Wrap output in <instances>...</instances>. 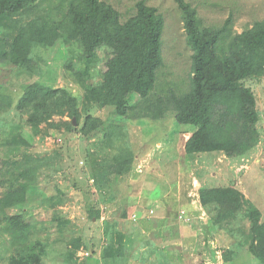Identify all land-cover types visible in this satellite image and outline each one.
I'll list each match as a JSON object with an SVG mask.
<instances>
[{"label": "trees", "instance_id": "trees-1", "mask_svg": "<svg viewBox=\"0 0 264 264\" xmlns=\"http://www.w3.org/2000/svg\"><path fill=\"white\" fill-rule=\"evenodd\" d=\"M175 2L193 51L190 87L184 93L173 88L153 91L164 67L166 21L145 0L137 2L135 15L125 22L120 12L103 0H0V120L13 111L19 116L12 124L0 121L4 147H29L37 137L47 136L49 130L43 125L49 116L70 117L63 125L68 134L77 133L79 124L73 119L79 118L82 99L85 122L91 109L112 108V118L99 126L96 134L102 135L99 139L107 153L94 155L97 163L93 168L88 151L84 152L93 179L89 189L97 190L89 209L92 219H101L97 208L104 197L119 194V183L135 167L137 156L128 128L132 121L164 124L172 118L175 124L193 126L183 130L190 133L184 144L190 161L225 156L244 162L261 142L262 114L251 84L264 78V19L233 33V15L221 26H208L191 2ZM58 45L69 50L66 68L82 90L81 97L69 87L55 86L54 74L46 75L43 69L47 51ZM15 51L24 55L18 65L13 62ZM15 68L28 75L45 73L44 81L24 85L16 105L4 92L9 81L5 76L12 77ZM50 78L54 80L50 82ZM145 81L150 83L142 88ZM134 96L138 100L134 101ZM36 163L22 169L17 157L0 159V236L13 253L9 264H47L49 248L48 242L34 239V227L23 213L12 215L10 210L25 207L37 197L48 200L54 209L65 203L60 190L57 197L39 189L41 168ZM200 201L213 229L232 239L231 253L236 258L247 254L257 264H264V214L235 180L225 187H202ZM53 222L63 240L73 233L68 218L56 216ZM114 225L111 221L105 224L102 260L127 264L132 249ZM69 245L66 264H77L83 239L72 236ZM95 255L91 252L88 257ZM88 257L79 258L80 264Z\"/></svg>", "mask_w": 264, "mask_h": 264}, {"label": "rangeland", "instance_id": "rangeland-1", "mask_svg": "<svg viewBox=\"0 0 264 264\" xmlns=\"http://www.w3.org/2000/svg\"><path fill=\"white\" fill-rule=\"evenodd\" d=\"M103 1L114 6L121 14V21L125 22L135 15L136 4L141 0ZM145 1L156 7L166 21L162 37L164 67L157 74L153 91L157 93L173 88L178 93L187 92L193 51L187 42L180 9L175 0ZM188 1L198 9L208 26H221L233 15V33H241L256 21L264 19V0ZM68 52V48L62 45L47 51V65L43 69L46 75L54 74L55 86L69 87L81 97L82 90L71 70L66 68ZM23 57L15 51V65ZM43 73L28 75L15 68L12 77L5 76L9 81L4 92L12 97L16 105L24 85L44 81ZM54 78H50V82ZM149 83L145 81L142 88L148 87ZM251 86L262 114L263 130L261 142L251 159L239 162L220 156L212 161H190L184 150L190 133L183 130L193 126L175 124L172 118L166 119L164 124L151 120L132 121L128 123V128L137 161L131 174L119 183V194L104 197V203L97 208L101 211L100 220L92 219L89 212L97 190L89 189L93 179L90 178V167L86 166L84 152L88 151L93 168L97 163L94 155L105 156L107 153L99 139L102 135L98 137L96 134L97 128L112 118V108L91 109L85 122L82 99L79 118L73 119L80 129L70 134L63 125V122L71 121L70 117H47L43 125L49 130L47 136L37 137L29 147L7 148L0 143V159L17 157L22 169L34 161L40 163L39 189L57 197L61 192L65 203L54 209L48 200L37 197L25 207L10 210V214L23 213L34 227V239L49 243L45 259L47 264H66L65 256L72 236H80L84 242V247L75 258L77 264H80L81 252L84 255L96 252L94 257L84 260V264H107L102 260L107 221L115 224L114 230L124 236V243L132 249L127 264H257L247 254L236 258L231 253L232 239L224 231L213 229L200 201L202 187H225L235 180L264 214V78ZM133 100H138V96H134ZM18 118L13 111L1 116L0 121L12 124L18 122ZM86 173L88 176H85ZM182 211L188 214L190 222L179 219ZM56 216L71 221L69 229L73 233H67L64 240L60 238L54 226L56 224H53ZM11 254L7 241L0 236V264H9Z\"/></svg>", "mask_w": 264, "mask_h": 264}, {"label": "built area", "instance_id": "built-area-1", "mask_svg": "<svg viewBox=\"0 0 264 264\" xmlns=\"http://www.w3.org/2000/svg\"><path fill=\"white\" fill-rule=\"evenodd\" d=\"M179 217H180V218H179L180 220H182V221L185 220L184 222H186V223H188V222L191 221L190 217L188 216V214H187L185 211H182ZM84 252H85V251H84ZM88 255H89L88 252L86 253V255H84V253L81 252L79 258H80L81 260H83L84 258L88 257Z\"/></svg>", "mask_w": 264, "mask_h": 264}, {"label": "crops", "instance_id": "crops-1", "mask_svg": "<svg viewBox=\"0 0 264 264\" xmlns=\"http://www.w3.org/2000/svg\"><path fill=\"white\" fill-rule=\"evenodd\" d=\"M189 136H190V134H189ZM189 136H188V138H189ZM188 138H187V139H188ZM187 139H186V140H187Z\"/></svg>", "mask_w": 264, "mask_h": 264}]
</instances>
